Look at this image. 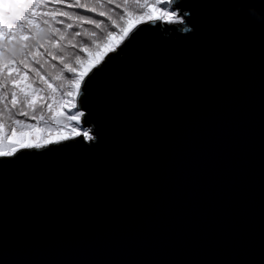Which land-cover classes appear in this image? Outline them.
Returning a JSON list of instances; mask_svg holds the SVG:
<instances>
[{"label":"snow or ice","instance_id":"snow-or-ice-1","mask_svg":"<svg viewBox=\"0 0 264 264\" xmlns=\"http://www.w3.org/2000/svg\"><path fill=\"white\" fill-rule=\"evenodd\" d=\"M226 7L222 0H193L190 11L183 0H0V247L13 256L4 264H40L30 258L38 219L126 197L152 165L145 112L223 80L232 85L237 154L244 116L258 110V235L237 215L218 252L196 253L206 258L65 264H264V13L248 21L261 34L254 52L238 42ZM159 25L179 26L191 39L170 48L145 27ZM251 86L257 105L247 99ZM73 161L81 162L75 172ZM41 172L49 174L47 191L32 183Z\"/></svg>","mask_w":264,"mask_h":264},{"label":"water","instance_id":"water-1","mask_svg":"<svg viewBox=\"0 0 264 264\" xmlns=\"http://www.w3.org/2000/svg\"><path fill=\"white\" fill-rule=\"evenodd\" d=\"M192 2L183 0L186 11ZM222 2L228 5L224 17L238 42L258 52L261 34L248 21L261 19L264 0ZM145 27L158 29L170 48L179 49L191 39L179 26L176 31L170 30L171 25ZM231 88V83L223 80L194 99L167 107L152 105L142 122L152 160L148 171L123 199L38 219L34 226L37 245L30 258L40 264L206 258L196 253L218 252L237 215H242L248 233L258 235V110L244 116L240 135L245 144L237 154L236 133L230 127L235 118ZM247 99L258 104L255 86L249 88ZM83 144L89 142L83 140ZM80 167V161L69 165L73 172ZM49 179L47 172H41L32 183L47 191ZM49 195L55 198L54 188ZM12 258L11 248L5 255L0 247V264Z\"/></svg>","mask_w":264,"mask_h":264},{"label":"rangeland","instance_id":"rangeland-1","mask_svg":"<svg viewBox=\"0 0 264 264\" xmlns=\"http://www.w3.org/2000/svg\"><path fill=\"white\" fill-rule=\"evenodd\" d=\"M89 126L87 125H84V130H86L87 128H88ZM35 135L38 137V138H40V137H42L43 136V132L42 131H37L36 133H35ZM60 135H66V133H58V134H56V135H54V136H52V137H50L51 139H56V138H58ZM31 136H32V134H26V136H25V138L26 139H28V140H31Z\"/></svg>","mask_w":264,"mask_h":264},{"label":"clouds","instance_id":"clouds-1","mask_svg":"<svg viewBox=\"0 0 264 264\" xmlns=\"http://www.w3.org/2000/svg\"><path fill=\"white\" fill-rule=\"evenodd\" d=\"M87 126V125H86ZM90 127V126H89Z\"/></svg>","mask_w":264,"mask_h":264}]
</instances>
